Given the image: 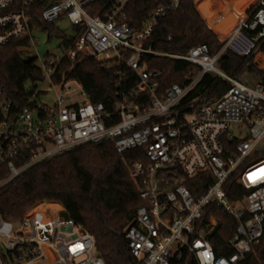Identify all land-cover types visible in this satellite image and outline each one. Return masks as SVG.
Instances as JSON below:
<instances>
[{"label":"built area","instance_id":"built-area-1","mask_svg":"<svg viewBox=\"0 0 264 264\" xmlns=\"http://www.w3.org/2000/svg\"><path fill=\"white\" fill-rule=\"evenodd\" d=\"M139 1L146 0H0V47L17 39L35 44L34 30L63 17L77 28L63 54H50L40 64L35 54L42 81L49 79L55 89L54 105L16 108L0 79V166L8 172L0 178V189L81 146L112 143L124 160L127 152L136 150L137 157L126 166L143 203L124 231L134 264H171L184 252L198 264H240L256 255L264 236V0L217 5L212 16L229 23L228 31L216 28L200 8L203 0H195L222 36L215 54L206 44L184 54L147 45L159 21L177 11L183 0H150L159 4L132 26L128 8ZM226 50L253 59L259 72H250L258 75L255 87L219 67ZM79 56L95 58L120 76L126 67L137 82L128 88L119 82L118 102L109 110L103 102L89 100L83 86L66 73L55 81L61 61L74 63ZM148 56L184 60L199 72L185 85L162 88L163 72L149 68ZM210 73L229 83L228 89L217 98L204 94L185 102ZM73 84L83 91L85 101L73 102ZM240 168L239 182L248 193L231 201L224 186ZM203 173L211 182L205 192L194 195L185 180ZM211 203L237 221L229 251L221 255L209 239L216 218L203 222ZM0 264L107 263L94 235L62 205L39 201L18 220L0 215Z\"/></svg>","mask_w":264,"mask_h":264},{"label":"trees","instance_id":"trees-1","mask_svg":"<svg viewBox=\"0 0 264 264\" xmlns=\"http://www.w3.org/2000/svg\"><path fill=\"white\" fill-rule=\"evenodd\" d=\"M225 3L228 0H203L200 8L216 28H227L228 31L229 23L217 22L212 16L215 9ZM158 4V1L146 0L131 5L128 8L131 25L138 26V19L146 16ZM35 17L39 20V13ZM46 25L55 30L54 23L41 26ZM73 39L74 36L65 37L64 46L67 48ZM25 40L17 39L0 47V79L16 108L26 104L37 105V102L31 100L35 95L34 88L28 89L26 84L44 79L37 57H26L25 50L20 48ZM199 44L208 45L212 54L221 48L219 39L198 12L194 0H183L177 11L160 20L147 42L156 50L172 54H184ZM145 59L150 69L163 72L160 80L162 88L172 83L185 85L199 72L194 65L172 57L148 56ZM219 66L235 77L244 72L259 73L253 59H246L229 50L220 56ZM194 70L198 72L194 73ZM121 71V76L116 75L115 68H107L92 57H78L74 63L64 58L54 79L57 82L66 73L68 79H75L83 86L89 100L103 102L110 110L118 102V83L128 88L137 82V76L130 69L122 67ZM228 87L229 83L221 76L206 74L196 89L185 98V102L204 94H212L211 98H217ZM137 155L136 150L127 152L124 160L112 143L85 145L63 153L35 166L0 189V215L9 220H18L27 208L39 201L58 203L71 218L94 235L98 251L107 264H134L124 231L143 203L126 166V161H131ZM241 171V168L236 170L225 183L224 189L231 201L239 200L248 193L239 182ZM7 174L5 166H0V178ZM209 182L211 176L207 173L185 180L194 195L205 192ZM212 216L218 224L209 234V239L216 253L221 255L229 251L228 240L235 232L237 221L215 203L208 205L204 211L203 222L208 223ZM171 264L198 262L188 252H184L181 260H172ZM240 264H264V236L256 247V255L249 256Z\"/></svg>","mask_w":264,"mask_h":264},{"label":"rangeland","instance_id":"rangeland-1","mask_svg":"<svg viewBox=\"0 0 264 264\" xmlns=\"http://www.w3.org/2000/svg\"><path fill=\"white\" fill-rule=\"evenodd\" d=\"M195 1V0H194ZM196 8L198 12L202 15V17L205 19L203 14L199 10V6L196 3ZM207 22V21H206ZM208 23V22H207ZM209 27L213 30L217 38L219 39V42L221 43L222 36L215 30L213 25L209 24ZM55 28L52 29L49 25L46 26H40L37 30H34L33 35L36 39L35 44H33L29 39L25 40L22 44H20V48L25 50L26 57L34 56L36 53L39 56L38 63L40 64L41 61H45L48 59V56L50 54H57L61 55L66 50V47L64 46V38L65 37H73L77 33V28L73 26L66 17H63L61 20L54 23ZM85 57L79 56V59H83ZM220 67V66H219ZM194 73H197V70L193 71ZM242 82L255 87L258 84L259 78L257 74H249L247 72H244L239 77ZM27 88H34L35 95L31 98L32 101L37 102V104H44L47 106L54 105L55 102V89L52 88V83L49 79H46L44 81H37V82H28ZM51 91H49V89ZM73 91L71 92V96H73L74 100L73 102H83L86 100V96L83 94L82 90H79L77 84L72 85ZM255 160H258V158H255ZM129 223L127 224V226ZM126 226V227H127ZM125 227V228H126ZM176 246L174 247L175 252Z\"/></svg>","mask_w":264,"mask_h":264}]
</instances>
